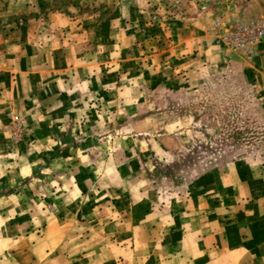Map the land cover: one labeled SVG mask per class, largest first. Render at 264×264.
Listing matches in <instances>:
<instances>
[{
    "label": "rangeland",
    "instance_id": "rangeland-1",
    "mask_svg": "<svg viewBox=\"0 0 264 264\" xmlns=\"http://www.w3.org/2000/svg\"><path fill=\"white\" fill-rule=\"evenodd\" d=\"M57 6L76 16L67 48L107 68L66 75L61 100L13 77L48 65L37 22ZM255 21L264 0H0V264H124L110 245L154 207L185 242L193 193L215 228L264 206V35L251 53L224 40ZM59 233L67 251H49Z\"/></svg>",
    "mask_w": 264,
    "mask_h": 264
},
{
    "label": "crops",
    "instance_id": "crops-1",
    "mask_svg": "<svg viewBox=\"0 0 264 264\" xmlns=\"http://www.w3.org/2000/svg\"><path fill=\"white\" fill-rule=\"evenodd\" d=\"M62 10L61 7L57 6L52 10L53 13L50 12L46 16L47 19L44 17L37 22L42 26L52 27V30L48 32L49 35L44 36L46 32L44 30L42 36H40V38H44L42 39L44 52L41 56L42 59L44 58V60L48 61V65H45L40 71H21L13 76L21 84L25 93L30 92V90L32 93L36 92L38 88L35 82L40 78V80H47L45 83L46 94L48 92L50 97H53L52 94H54L59 96V100H61V92L66 91L63 84V78L66 75H74L72 76L74 79H79L78 77H81L84 72L96 77L106 73L107 68H104L103 73L101 68L97 71H92V68H98L101 57H93L92 55L88 57V54H86L84 56L85 61H79V55L74 51L75 48L71 46L67 48L68 44H73L75 47L78 44L74 41L68 42L69 39L64 37L68 33V18L75 19L76 16H67ZM75 26H70V29L74 30ZM53 32L55 34H51ZM77 41L80 42V39H77ZM114 54L115 52L105 53L103 57L108 60L109 58H114ZM31 57L33 55H23L26 60ZM13 77L11 79L12 84L15 83ZM47 99L48 101L52 100L51 98ZM22 100L24 101V99ZM75 203H79V206H81V201H76ZM238 203L236 202V216H234L233 220L219 221L215 228L210 223L209 205L204 198L199 199L193 193L186 203V210L189 212L188 216L198 214L202 217L203 222L200 225L192 221L193 232L189 231L190 228L188 229L185 242L182 241L186 233L179 229L182 219L178 221L176 226L167 227V231L163 232V229L166 228L164 225L165 209L154 207L150 211L144 212V216L140 218L138 225L133 227L134 243H131L129 239V244L116 245L115 243L114 246L110 245V248L123 257L122 262L124 264L145 259L151 260L152 264H264V216L263 214L260 216L264 206L252 204L254 207H247L248 203L246 206H244V202H241L240 205ZM229 207L234 210L235 205H230ZM131 208L132 206L129 205L127 213L120 214V212L115 210L114 214L121 215L120 217L129 220L131 219ZM223 209H226V207H223ZM173 213L176 215L175 212H172L171 215ZM58 217L61 219L59 215ZM149 223L150 226L154 223L155 228H148ZM187 223L189 226L190 223L188 221ZM195 227L197 228L195 229ZM132 230L127 233L130 237L132 236ZM175 232L174 240H170V237L175 235ZM179 232H182L183 236L179 235ZM64 240L65 238H62L61 233L58 235L53 234L49 237V242L52 245H50L51 248L48 250L59 253L67 251V243ZM184 243H187V245Z\"/></svg>",
    "mask_w": 264,
    "mask_h": 264
},
{
    "label": "built area",
    "instance_id": "built-area-1",
    "mask_svg": "<svg viewBox=\"0 0 264 264\" xmlns=\"http://www.w3.org/2000/svg\"><path fill=\"white\" fill-rule=\"evenodd\" d=\"M263 35L264 25L260 21H255L238 25L237 29L227 35L224 40L227 45L234 49H243L251 53Z\"/></svg>",
    "mask_w": 264,
    "mask_h": 264
}]
</instances>
